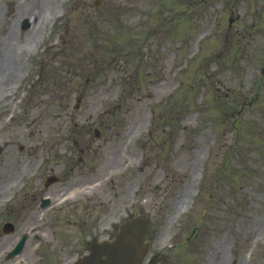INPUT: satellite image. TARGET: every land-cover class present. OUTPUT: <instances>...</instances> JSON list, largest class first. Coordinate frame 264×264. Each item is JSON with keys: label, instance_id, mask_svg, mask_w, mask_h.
Returning a JSON list of instances; mask_svg holds the SVG:
<instances>
[{"label": "rangeland", "instance_id": "1", "mask_svg": "<svg viewBox=\"0 0 264 264\" xmlns=\"http://www.w3.org/2000/svg\"><path fill=\"white\" fill-rule=\"evenodd\" d=\"M96 3L0 0V52L11 41L31 42L14 52L15 69L0 85V98L11 94L0 101V144L8 143L0 201L13 188L9 178L26 182L37 170L32 150L65 157L74 141L101 146L88 161L97 167L106 158L104 179L88 205L76 207L94 218L97 235L143 214L152 254L176 243L160 264H264V0ZM42 7L46 20L31 18ZM133 148L146 164L118 160ZM47 169L61 172V164ZM20 194L9 208L19 230L35 215L33 197ZM36 244L6 261L9 243L0 242V264L33 263Z\"/></svg>", "mask_w": 264, "mask_h": 264}, {"label": "water", "instance_id": "2", "mask_svg": "<svg viewBox=\"0 0 264 264\" xmlns=\"http://www.w3.org/2000/svg\"><path fill=\"white\" fill-rule=\"evenodd\" d=\"M148 228L144 218L129 219L114 240L94 243L91 254L75 264H140L149 245L145 241Z\"/></svg>", "mask_w": 264, "mask_h": 264}, {"label": "bare ground", "instance_id": "3", "mask_svg": "<svg viewBox=\"0 0 264 264\" xmlns=\"http://www.w3.org/2000/svg\"><path fill=\"white\" fill-rule=\"evenodd\" d=\"M45 1L46 0H44V2ZM46 7H47V5H46ZM30 16H31V18L33 17V19H36L39 22H44L46 20V16H45V12H44L43 7L41 10H38V12H36V11L32 12V14ZM30 44H31L30 39H27L26 41H24L23 44H20V45H17L13 41H11L8 44L7 49H5L4 51H2L0 53V85L2 84V78H4V76L8 75L11 70L15 69L16 65L14 64V57H13L14 52L17 50H21L23 48H29L31 46ZM9 86L11 87L12 84H9ZM187 191L188 190H184V192L176 199L177 206L183 202Z\"/></svg>", "mask_w": 264, "mask_h": 264}, {"label": "flooded vegetation", "instance_id": "4", "mask_svg": "<svg viewBox=\"0 0 264 264\" xmlns=\"http://www.w3.org/2000/svg\"><path fill=\"white\" fill-rule=\"evenodd\" d=\"M70 184L66 185L65 189L69 186Z\"/></svg>", "mask_w": 264, "mask_h": 264}]
</instances>
